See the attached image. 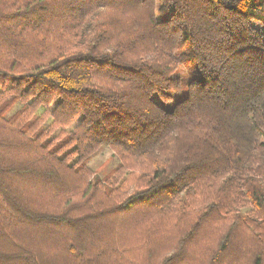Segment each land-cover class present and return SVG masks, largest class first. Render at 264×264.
<instances>
[{"label": "trees", "instance_id": "obj_1", "mask_svg": "<svg viewBox=\"0 0 264 264\" xmlns=\"http://www.w3.org/2000/svg\"><path fill=\"white\" fill-rule=\"evenodd\" d=\"M0 264H264V0H0Z\"/></svg>", "mask_w": 264, "mask_h": 264}, {"label": "rangeland", "instance_id": "obj_2", "mask_svg": "<svg viewBox=\"0 0 264 264\" xmlns=\"http://www.w3.org/2000/svg\"><path fill=\"white\" fill-rule=\"evenodd\" d=\"M180 52H184V50ZM179 67H180V70L177 76L181 77V80H183V83H184L183 87H186L185 83L189 82L190 72H192V70L190 69L191 62L188 60L187 61L184 60V62ZM174 98H176V96H174ZM171 102H173V100ZM20 107L21 105H16L13 111L19 109ZM38 111L39 113L42 112L41 109ZM72 128L73 126L68 128L66 132L70 131ZM89 160L90 161L88 162L87 166L93 171L92 173L97 175L100 179L110 174L111 171L114 170L118 165V160L115 159L113 152L108 148L99 149ZM115 179L119 182L121 180V177H118V178L115 177Z\"/></svg>", "mask_w": 264, "mask_h": 264}]
</instances>
